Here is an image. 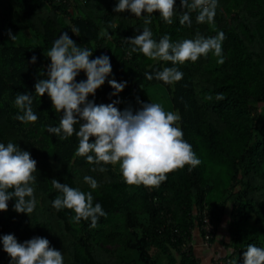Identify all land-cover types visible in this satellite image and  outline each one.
<instances>
[{
	"label": "trees",
	"instance_id": "obj_1",
	"mask_svg": "<svg viewBox=\"0 0 264 264\" xmlns=\"http://www.w3.org/2000/svg\"><path fill=\"white\" fill-rule=\"evenodd\" d=\"M217 2L212 22L197 23L198 13L193 12L191 25H181L186 11L181 0H176L171 24L158 10L140 17L130 10L117 13L113 9L118 0H0V143L11 142L37 161L30 184L36 200L33 212L17 213L15 199L8 201L7 211H0V264L11 260L3 250L6 234H14L20 243L47 238L50 247L61 251L63 264H199L191 241L194 227L203 236L204 210L216 231L229 215L234 255L243 262L250 244L263 246L264 0ZM73 27L79 35L71 31ZM144 27L155 41L167 35L172 43L195 39L197 33L208 38L223 32L222 55L209 52L196 62L176 65L152 60L133 52L128 40L142 34ZM9 31L17 35L15 42ZM63 32L81 49H89L90 59L108 55L110 75L127 82L116 93L106 80L89 100L97 105L115 102L121 111L131 107L135 112L147 103L142 89L163 86L180 117L176 126L200 163L191 170L185 165L168 173L158 187L128 185L119 163L90 164L76 155L80 123L66 140L48 133L47 126H59L62 113H56L47 93L35 94L34 85L47 78L51 60L45 53ZM165 67H176L182 79L174 84L157 80L155 72ZM146 73L153 79L147 80ZM86 79L84 71L76 77L78 82ZM20 93L30 94L37 121L17 119L22 113L14 102ZM218 94L224 99L217 100ZM85 176L95 179L98 187L92 189ZM53 179L91 192L93 206L100 203L106 216L95 227L90 219L73 222V210L52 207L60 195Z\"/></svg>",
	"mask_w": 264,
	"mask_h": 264
},
{
	"label": "clouds",
	"instance_id": "obj_2",
	"mask_svg": "<svg viewBox=\"0 0 264 264\" xmlns=\"http://www.w3.org/2000/svg\"><path fill=\"white\" fill-rule=\"evenodd\" d=\"M175 5L176 0H118L113 11L122 13L130 10L140 17L145 11L150 16L158 10L164 21L171 24ZM217 6V0H181V7L186 11L181 14L179 23L191 25L193 12L198 13L197 23L212 22ZM147 23L149 21L146 19ZM71 31L79 35V29L75 27ZM9 36L15 42L17 35L9 31ZM224 39L223 32L208 38L197 33L195 39L178 43L170 42L167 35L157 42L147 27L143 28L142 34L128 38L134 45L133 52L139 51L152 60L171 62L173 65L189 60L196 62L209 52L220 57ZM45 55L51 63L45 74L47 78L35 83V94L42 97L47 93L56 113H62L59 126H47L48 133L66 140L73 135L74 125L80 123L79 131L75 132L79 138L77 156L86 157L90 164L119 163L122 177L128 185L143 184L146 187H158L166 181L168 173L185 165H189L191 170L200 163L191 145L183 140L182 130L176 126L180 120L178 114L166 113L161 105L152 102L142 103V107L134 112L131 107L121 111L115 102L97 105L94 100L88 99L90 94L95 95L112 73L108 55L90 59L92 52L78 47L67 32L54 41ZM36 60L35 56L31 58L32 63ZM218 62L223 63V59ZM81 71L85 72L87 79L78 82L76 77ZM145 77L152 80L153 74L146 73ZM182 77L183 73L176 67H165L155 72V78L166 84H174ZM108 83L118 93L123 91L127 82L111 79ZM216 99L223 100V94H218ZM14 103L22 113L17 116L18 120L24 123L37 121L29 93L18 94ZM91 137H95V140L92 141ZM36 170L37 161L30 152L18 149L11 142L6 146L0 143V211H7L8 201L15 199L14 210L30 216L36 205L34 189L30 186L35 180L33 172ZM100 171H105V168L100 167ZM84 180L92 189L98 187L92 177L85 176ZM52 183L60 193L52 202V207L58 211L63 208L73 210V222L90 219V226L95 227L99 218L106 216L100 203L93 206L91 192L74 189L57 179H53ZM2 244L3 250L11 258L10 264H63L61 251L50 247V241L44 237H34L20 243L14 234H6L2 237ZM243 256L244 264H264V248L250 244Z\"/></svg>",
	"mask_w": 264,
	"mask_h": 264
},
{
	"label": "crops",
	"instance_id": "obj_3",
	"mask_svg": "<svg viewBox=\"0 0 264 264\" xmlns=\"http://www.w3.org/2000/svg\"><path fill=\"white\" fill-rule=\"evenodd\" d=\"M229 215L219 225L216 235L210 244H205L201 232L194 227L193 250L198 256L199 264H213L215 257L224 258V264H244L243 259H239L238 254L234 255L235 247L232 244V234L230 233ZM261 248H264V244Z\"/></svg>",
	"mask_w": 264,
	"mask_h": 264
},
{
	"label": "rangeland",
	"instance_id": "obj_4",
	"mask_svg": "<svg viewBox=\"0 0 264 264\" xmlns=\"http://www.w3.org/2000/svg\"><path fill=\"white\" fill-rule=\"evenodd\" d=\"M113 79L112 75H109L107 80ZM147 96V103H157L162 106L163 110L167 112L176 113V110L172 107V103L168 97L165 88L161 85L151 87L149 89H142ZM141 90V91H142ZM257 227V226H256ZM255 232L256 228H252Z\"/></svg>",
	"mask_w": 264,
	"mask_h": 264
},
{
	"label": "built area",
	"instance_id": "obj_5",
	"mask_svg": "<svg viewBox=\"0 0 264 264\" xmlns=\"http://www.w3.org/2000/svg\"><path fill=\"white\" fill-rule=\"evenodd\" d=\"M201 215H202V224L200 227L203 229L204 243L208 245L211 242V237L214 235L216 231L215 224L211 220V217L207 210L202 211ZM191 243L193 244L192 241ZM224 262H225L224 258L221 257H215L213 260V264H223Z\"/></svg>",
	"mask_w": 264,
	"mask_h": 264
}]
</instances>
